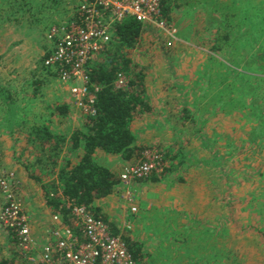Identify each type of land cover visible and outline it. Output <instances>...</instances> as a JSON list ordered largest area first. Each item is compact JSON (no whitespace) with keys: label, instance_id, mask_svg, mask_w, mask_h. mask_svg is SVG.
<instances>
[{"label":"crops","instance_id":"obj_1","mask_svg":"<svg viewBox=\"0 0 264 264\" xmlns=\"http://www.w3.org/2000/svg\"><path fill=\"white\" fill-rule=\"evenodd\" d=\"M4 1L6 2L7 0ZM180 1L185 5L184 9L178 13L175 12L176 3L174 5L175 1L171 0V11L168 12L169 21L172 22L173 20L172 27L174 28V32L172 31L169 32V35L160 36L158 42V44L163 45L166 47L165 49L168 48V51H170L169 55H167V65L166 67L157 68L154 87L148 85L149 82L146 80L143 82L145 96L142 97L146 102L148 101L147 103L151 107V110L133 120L131 131L136 137L137 147L142 148L150 145L154 140L157 141L158 136H162L163 132L159 133L155 139L154 136L156 134L154 133L157 128L154 129L153 123L151 125L148 120L153 118L152 114L155 113V110L166 101L169 106V124L175 125L179 130L175 140L170 136V133L169 135L165 133L170 142L174 140V143L169 142V144H173V147L176 149L175 153H173V149H169L171 153H169V164L172 161V165L180 166L174 174H170V177L175 176V174L189 165L185 162L188 157L185 154L191 152V158L195 159V171L199 173L205 172L208 175L205 179L206 182L209 179L212 180L210 184L212 192H214L211 194V199L218 201V192L225 191L224 186L223 189L220 186L223 183L220 182V177H218L224 169L219 167V154L214 149L220 146V142L226 143L230 138L223 136L221 138L216 134V132L219 133L218 131L209 133L208 129L212 122L214 124L211 125V130L216 128L219 119H228L230 117H234L230 120V123L233 127H236L237 123L233 122V120L236 117H245L244 112L247 110V107L253 110L251 106L245 104V98L247 99V97L244 96L243 92L247 90L243 88L244 86L253 90L250 98L251 102L255 106L263 105L264 61L260 56L263 53L261 50L264 49V35L261 34L262 29H264V7L262 9L264 3L259 0H233V2L231 0ZM12 3H15V0H8V5ZM1 10L0 8V12ZM6 18L1 19L0 14V29L11 19L6 20ZM12 23L14 24L15 20ZM22 25L18 29H21ZM48 26L46 27L47 29ZM16 30L15 28L13 31V26L9 25L8 33L13 31L14 34L13 32L11 33V42H8L9 48L5 47L9 40L7 34L5 35L3 50L9 51L11 48L14 52H18L23 47L27 48L28 41L32 39L27 41L25 39L27 35L20 37L16 33ZM48 44L44 43L40 45V49L44 54L46 51L49 52ZM173 53L175 54L173 55ZM22 54H15V60L22 59L24 56ZM140 56L141 54H139ZM183 63L185 64L184 69L181 67ZM2 76L0 75V87L10 89L11 98L15 101L12 103L13 106L9 104L11 108L13 107V115L11 114L8 117L3 112L0 113V131L2 125L5 123H9L10 127H14L15 129L11 128V130H7L4 128L5 131L0 132V170L16 173L21 185L20 196L22 207L33 220V233L37 238L40 235V231H38L39 227H36L37 222L42 221L41 223H43L49 221L52 212L49 215L46 213V201L41 198V192L37 189L33 190L32 186H36L41 191H44L42 189L49 183H56L57 174L60 168L65 166L64 160L68 158V153L70 152L68 149H62L61 153L57 156L58 166L54 169L55 172H53V167L48 164H52L49 160L51 155H48V151H44L49 146L43 144L42 148L39 147L38 141L35 137L31 136L32 130L30 128L34 127V125L39 126L44 124L48 127L49 131H62L61 133L64 134L65 140H67L64 145H67L70 143L68 141L71 137V132L76 128L79 129L84 122L80 123L78 121L77 118L80 117V114L76 113L75 116L72 113L73 107L70 105L67 92L57 87L54 81L53 83L49 81L40 84L36 90V86L33 85V78L23 81L17 79L15 82H11L3 79ZM244 76L249 79H243ZM185 86L188 87L187 90H185ZM200 88H203L202 93L198 92ZM19 98H23V100ZM19 100L21 101L20 103L18 102ZM2 102L0 100V112L5 108L1 104ZM58 106L68 107V114L65 118L56 115L57 112L53 111ZM191 106H193V109L190 108ZM23 107L25 109L22 112L21 108ZM174 107H179L180 113L177 112L172 115L171 112ZM8 118L15 119L5 122ZM17 118L22 122L20 127H17L15 124L17 123ZM251 118L253 124L251 125V122L248 120L245 122L246 125L254 126L257 122L254 117L251 116ZM75 120L78 121L77 124ZM241 123L244 122L242 121ZM62 124H67L65 129L64 126H60ZM68 124H72L73 127ZM249 134L250 139L263 135L254 128L250 130ZM231 136L233 135L230 134ZM192 137L195 138L193 142H191ZM233 142L230 141L228 143L232 146V150L228 151L229 157H232L234 161L237 160L235 163L243 164V161H241L243 155L240 153L241 145L236 147V143ZM251 144L254 145L256 142L250 143L249 141V145ZM69 147L70 145H68ZM261 149L263 153L264 145ZM32 150H36L38 155ZM179 154H181L180 157H178ZM82 155L81 150H78L75 156H71L70 153L69 159L71 162L68 167L76 165ZM61 156L63 159H60ZM93 156L104 157L108 163L109 171L116 177H119V174H121L119 172L123 171L122 167L126 163L134 160L126 161L119 156L108 155L100 150H97ZM180 160L183 163L179 165ZM187 168L189 169L188 166ZM47 172H51L52 174L48 175ZM190 172H192L191 175H197L193 170ZM40 174L47 175L50 179L45 182L44 179L42 180L40 176H37ZM210 174L212 175L211 178L209 177ZM191 175L189 176L191 177ZM202 175L205 176V174ZM36 184H39L41 187ZM165 184H168V194H164L165 191L162 192L165 185L160 182H148L146 192L145 187L142 188L140 193L134 190L135 188L137 189L135 187L132 190L133 196L140 194L139 205L138 207L134 206L138 209L135 214L130 215L128 220L124 221L123 225L127 224V222H132L134 217L145 218L148 216L150 220L152 218L153 224H157L158 226L157 231L154 230V234L157 237L167 236L161 231L164 228V224L161 223V217H157L159 216L158 213L162 211L161 206L163 204L164 207L168 204L169 210H173L175 205L204 203V201H197L199 199L198 196L195 197L197 200L191 199V193L188 192L186 196L177 192L176 195L171 193L174 189L183 191L191 187L187 179L174 177L173 180ZM152 188H156L158 191L156 192V189L152 190ZM209 188L210 186H207V189ZM26 193L35 198L33 202L27 197ZM231 197L234 198L235 196L229 197L232 200ZM113 200L114 197L110 195L105 199L96 201L94 206L101 212H105L107 211L106 205ZM161 200L162 202L166 201L160 206L159 202ZM219 204L222 205V202ZM145 212H157L156 214L158 215L149 216ZM156 219L159 221L156 222ZM170 235L171 238L168 245L159 244L158 250L163 252H168L169 250L172 264H234L233 259L229 257L227 249L222 246L220 240L218 245H216L218 235L220 234L215 230L210 231L206 229L198 231L196 235L199 241L194 236V230H189L187 227H178L175 230H171ZM215 237L217 238L215 239ZM1 244L4 246L2 241ZM11 244H14V242ZM168 246H170V249Z\"/></svg>","mask_w":264,"mask_h":264},{"label":"rangeland","instance_id":"obj_2","mask_svg":"<svg viewBox=\"0 0 264 264\" xmlns=\"http://www.w3.org/2000/svg\"><path fill=\"white\" fill-rule=\"evenodd\" d=\"M0 1V8L2 9L0 12L1 19H5L7 17L6 20H9L11 18L7 23L5 22L6 24L0 29V75H3V79H7L11 82H15L17 79L19 81L28 80V78L34 79V72H36V67L38 66L37 62L44 55L40 49V45L44 43L47 45L49 43L48 50L51 51L52 49L51 42H48L47 40L48 30L54 24L61 23V21L66 19L68 7L73 4V2L71 3L69 1H74L75 3L77 0H15V3L10 5H8V0L6 2L4 0ZM174 1V5L176 3L175 12L178 13L184 9L185 5H183L180 0ZM23 5H26L24 7L25 10L23 8L21 12H17V7ZM13 6L16 8L13 9ZM263 7L264 4L262 5V9ZM13 20H15L14 24L12 23ZM49 21L50 25L48 26ZM20 24H24L25 26L22 25V28L18 29V27L21 26ZM170 24L172 26L173 20L170 22ZM9 25L13 26V31L15 28L17 29L16 33L20 37H25L27 35L25 38L27 41L32 39L28 41L27 48L23 47L21 50H18V52H14L13 49L11 50V48L9 51L2 49L5 43L6 34L9 40L7 41L5 47H10L8 42H11V33L13 31L8 33ZM47 26L48 29L46 28ZM261 34L263 35L264 32L262 31ZM160 36L161 35L158 32L148 30L143 34L140 45L133 50H129L131 52V60L133 61L134 65H137V70L143 73V80L149 82L148 85L153 87L155 86L154 78L156 70L158 67H166V62L168 61L167 55H169L170 52L168 51V48L165 49L166 47L158 44ZM142 42L143 46L141 47ZM21 53L24 55L23 58L15 60L14 55ZM139 54H141L140 57ZM174 54L175 53H173V55ZM100 63H105V59L101 57V59L98 61V65ZM181 67L184 69L185 64L183 63ZM243 79L249 78L244 76ZM187 88L188 87L185 86V90H187ZM243 88L247 90L243 92L244 96L247 97V99L245 98V104L251 106L253 110L247 107V110L244 112L245 117H236L233 120V122L237 123L236 127H233L230 123V120L234 117H230L228 119L221 118L218 121L216 120L218 125H216V128L211 130V125L214 124L212 122L208 129L209 133L213 131V133H215V131H218L219 133L216 132V134H218L221 138L222 136L230 138L226 141V143L223 141L220 142V146H218L217 149H214V151H217L219 154V167L224 169V171L220 173V176L218 175V177H220V182L223 183V185L220 184V186L222 189L224 186L225 191L218 192V201L211 199V194L214 192H212V187L210 184L212 180L209 179L206 182L205 179L208 175L205 172L199 173L195 171V159L193 160L191 158V152H189V154H185L189 157L188 158L186 156L187 159L185 160V162L189 164L187 165L189 169L185 164L186 167L182 171L178 172L173 177H169L166 182H160L165 185L162 192L165 191L164 194H168V184L165 183H169V181L173 180L174 177H181L183 179L189 180L191 187H188L187 190L183 191H177L178 189H174L171 193L176 195L177 192L186 196L188 192L191 193V199H195V197L198 196L199 199L197 200L196 198L195 200L204 201V203L197 202L196 204L191 203L182 204L179 206L175 205V208L179 210L173 208V211L169 210L168 204L167 206L165 205L166 207L163 206L164 204L162 205V203H164L166 200L163 202L161 200L159 204L160 206L162 205V211L158 213L159 216L157 217H161V223L164 224V228L161 229V231L167 236L157 237L154 234V230L157 231L158 226L157 224H153L152 218L151 221L150 217L148 216L145 218L134 217L132 222H127V224L123 225L124 221L128 220L130 215H132L129 211L131 204L132 206L136 205L138 207L140 194H135L133 196L134 200L132 203H127L124 205V200L120 199L119 195L116 193V190L118 189L117 186V189L113 194H111L114 197V200L106 205L107 211L101 212L99 210L98 216L106 220L115 234L120 235L121 237L128 236L127 238H129L130 241L136 242L138 246L140 245L144 258L143 260L145 262L144 264H172L169 250L168 252L159 251L158 246L159 244L168 245L171 238L170 231L175 230L178 227H187L189 230H194V236L197 241H199V238L196 235L198 231L206 229H209L210 231L215 230L220 234L218 235L216 245H218L220 240L222 246L227 249L226 251H228L227 254L229 257L233 259L234 264H264V205L262 207L260 203L264 202V175L261 177V174H263L264 171V152L262 153L261 149L264 145V102L262 106H255L250 99L251 95L253 94V90L245 86ZM201 91H203V88L198 90L199 93H202ZM168 107L169 106L167 105V102H163L162 106L157 108L155 113L152 114L153 118L148 120L151 125L153 123L154 129L157 128L156 132L154 133L156 134L154 136L155 139L159 133L163 132V135L158 136L157 141L154 140L150 145L142 147V149L146 147L143 152L153 149L157 152L161 151V153L164 154L167 153L169 149H173V153H175L176 149L173 147V144H169L170 141L168 140L165 133L168 135L170 133V136L175 140V137L178 136L179 130L175 125H172L171 123L169 124L168 119L170 115L168 113ZM190 108L193 109V106ZM179 110V107H174L171 114L173 115L177 112L180 113ZM72 113H74L76 116L75 111ZM251 116L257 120L254 126H251L253 124ZM72 117L75 119L74 116ZM81 117L82 116L80 115V117L77 119L80 123H83L84 118L82 117L81 119ZM248 120L251 122V125H246L245 122ZM78 121L75 120V123L77 124ZM163 121L164 123H162ZM242 121L244 123H241ZM68 125L73 127L72 124ZM60 126H64L65 129L67 124H62ZM5 127H7V123L2 125L1 131H5ZM252 128L263 134L260 137L254 138L255 141L260 140L259 144L249 145V133ZM230 134L233 136L230 137ZM194 139L195 138L192 137L191 142H193ZM174 140H171L170 143H174ZM230 141H234L233 143H236V147L241 145L240 153L243 155L241 158L243 164H237L235 163L237 160L234 161L232 157H229L228 151L232 150L231 144H228ZM64 149H66V147H64ZM32 151L38 155L36 150ZM68 158H70V153H68ZM139 158L126 163L125 166L122 167V170L137 162ZM60 159H63L62 156ZM95 159L98 161L97 164L109 169L108 163L104 157L102 158L95 156ZM166 165L168 167L170 166L169 163H166L165 167ZM192 170L197 174L196 176L191 175L192 172L190 171ZM11 173L15 175V178L17 177L16 173ZM119 173H121V171ZM33 174L36 175L34 172ZM202 174H205V176ZM189 175H191V177ZM37 176H40V178L42 180L44 179L45 182L50 179V177L47 175L40 174ZM192 176L194 177L192 178ZM209 177L211 178L212 175L210 174ZM36 185L40 186L39 184ZM146 185L147 183L140 184L138 186L136 184L135 186H137V189H133L140 193L142 188L145 187L146 192ZM207 186H210V188L207 189ZM32 189H37L40 191L41 198L46 201L44 191H41V189L37 188L36 186H32ZM155 189L156 188H152V190ZM157 191L158 190L156 189V192ZM230 196H235L236 198L231 197V200L229 198ZM27 197L30 198L32 202L35 199L34 197L29 196V194H27ZM221 202L222 205L219 204ZM37 204L39 203L37 202ZM141 209L144 210L142 207ZM45 211L48 215L51 213V210L48 207L45 209ZM156 213L145 212V214L149 216L158 215ZM140 219L142 220L140 223H138ZM157 221L159 220L156 219V222ZM171 225L173 226L171 227ZM5 234L7 235V232L3 229V227L0 226V258L2 260L6 258H8L7 260L14 259L15 246L14 244H11L13 243V240H10L9 235H7V239ZM216 238L217 237H215V239ZM1 241L3 242L4 246H2ZM168 248L170 249V246H168Z\"/></svg>","mask_w":264,"mask_h":264},{"label":"built area","instance_id":"obj_3","mask_svg":"<svg viewBox=\"0 0 264 264\" xmlns=\"http://www.w3.org/2000/svg\"><path fill=\"white\" fill-rule=\"evenodd\" d=\"M166 1L77 0L68 7L66 19L50 27L47 40L52 49L44 66L53 74L57 87L67 92L73 111L83 118L98 115L97 94L103 85L92 82L91 73L111 49L117 24L131 19L161 36L174 32L164 13ZM128 87L129 77L117 73L114 90ZM164 167L163 154L153 149L142 152L137 162L126 167L119 175L120 190H116L124 205L134 200V184L161 173ZM14 177L11 172L0 171L4 199L0 225L14 241L16 264H137L124 239L107 222L60 193L57 196L62 197L65 216L51 213L49 221H38L40 235L36 238L33 220L17 198L19 188ZM129 211L135 214L136 208L131 204Z\"/></svg>","mask_w":264,"mask_h":264},{"label":"trees","instance_id":"obj_4","mask_svg":"<svg viewBox=\"0 0 264 264\" xmlns=\"http://www.w3.org/2000/svg\"><path fill=\"white\" fill-rule=\"evenodd\" d=\"M260 1L264 3V0ZM231 2H233V0H231ZM25 6L26 5L17 7L16 11L21 12ZM171 6V0H167L164 13L169 23L168 12L171 11ZM12 8L15 9L16 7L13 6ZM262 30L264 32V29ZM145 32L146 28L142 24L131 19H127L116 25L113 34V43L111 49L106 53L105 63L97 65L91 73L92 82L103 85V89L97 94L96 108L98 115L94 118H84L82 126L71 132L72 134L68 141L70 142L69 144L64 145L67 140H65L64 134L61 133L62 131H49L48 127L44 124L39 126L34 125V127L30 128V130H32L31 136L35 137L38 141L39 147L42 148L43 144L49 146L44 151H48V155H51L49 160L52 164H48L53 167V172H55L54 169L58 166L57 156L64 147L68 149L71 156H75L78 150H81L83 153L79 162L70 168L68 166L71 160L69 158L64 160L65 166L60 168L57 174L56 184L49 183L44 187L46 206L52 213L59 212L64 216L66 214L62 197L57 196L60 193L64 198L74 200L78 205L86 206L88 210L98 216L99 210L94 207L95 202L113 194L117 186L119 188L121 185L119 177L117 178L108 168L97 164L98 161L93 156L97 150L103 151L108 155L120 156L126 161L137 159L141 156L144 149L136 146V137L131 131V124L134 119H137L144 113H148L151 107L142 97L145 96L143 84L144 76L141 71L137 70V65H134L131 60V52L129 50H133L140 45ZM261 51H263V53L260 58L264 61V49ZM49 54L50 51H46L37 63L38 66L36 67V72H34L35 78L33 79V85L36 86V90L39 88L40 84L49 81L53 83V74L44 66V61ZM38 71H40V73ZM119 72H124L129 77V87L124 91L114 90L113 88L114 79ZM19 99L23 100V98ZM0 100L3 101L1 104L5 107L0 113L3 112L8 117H10L11 114L13 115V107L11 108L9 104H12L15 100L11 98L10 89L0 87ZM20 100L18 101L19 103L21 102ZM24 109V107L21 108V111H24ZM53 111L57 112L56 115L65 118L68 114V107L58 106ZM14 119L8 118L5 122ZM21 123L22 122L17 118V123H15L16 126L20 127ZM10 126L11 125L7 123V127L5 128L7 130L14 128ZM249 141L250 143L256 142V144L260 142V140L255 141L254 139H250ZM68 145H70L69 148ZM169 153L168 151L163 154L165 164L170 162ZM180 156L181 154H179L178 157ZM181 160L179 161V165L183 163ZM179 167L180 166L172 165L171 161L170 166L168 167L166 165L161 173L152 174L147 179L139 180L136 184L138 186L148 182L164 183L170 177V174H174ZM47 174L51 175L52 173L47 172ZM263 175L264 171L261 177ZM15 181L19 188L17 198L22 203L20 196L21 185L17 177ZM136 184H134V186ZM0 200L1 206H3L4 199L1 192ZM260 203L263 207L264 202ZM103 220L106 222L105 219ZM127 237L128 236L122 238L126 242L133 259L137 264H144L145 262L143 260L144 258L140 245L138 246L136 242L130 241ZM0 264L16 263L14 259H3L0 261Z\"/></svg>","mask_w":264,"mask_h":264}]
</instances>
